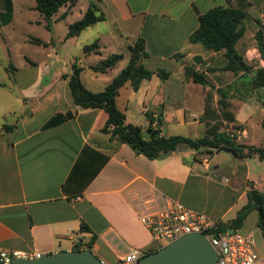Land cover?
<instances>
[{
	"label": "crops",
	"instance_id": "crops-1",
	"mask_svg": "<svg viewBox=\"0 0 264 264\" xmlns=\"http://www.w3.org/2000/svg\"><path fill=\"white\" fill-rule=\"evenodd\" d=\"M92 1L79 0L74 6L61 7L52 17L49 30L34 0H11L12 20L0 26V250L47 255L79 246L82 250L90 248L105 264H119L131 250L143 252L154 248L150 232L139 219L140 200L162 195L227 223L247 204L250 185L259 191L264 187V161L257 157L239 158L225 150L198 154L182 145L172 154L151 160L137 154L128 144L111 139L102 131L108 119L104 110L82 109L74 104L68 79L64 78L72 72L53 73L46 62H34L28 49L30 44L52 45L54 37L48 42L40 34L41 28L54 34L56 26L66 22L67 32L57 45L69 42L70 49L78 47L79 58L72 56L73 52L68 54L69 67H82V83L85 87L88 83L97 85L94 90L86 88L100 92L125 66L108 78L103 76L119 63L106 73H96L91 67L113 53L124 54L122 61L127 65L129 46L143 38L149 53L142 61L144 66L166 69L170 76L163 81L154 75L144 80L137 91L129 84L120 89L116 103L125 114L126 123L146 131L150 118L154 128L159 126L160 119L163 136L192 139L204 136L208 123H222L220 132L225 133L228 126H242L243 134L237 142L261 147L264 109L257 93L248 92L249 86L242 79L235 87L238 80L219 82L221 73L228 77L232 72H206L205 68L213 66L212 59L220 52L205 54L204 47L189 42L199 25L198 15L226 6L228 0H96L105 21L67 38L69 26L76 22L69 18L77 9L80 20ZM6 12V0H0V14ZM93 28L96 30L92 31ZM83 34H88L86 41L98 42V54H84L83 48L88 44L82 39ZM178 53L189 65L196 56L201 57L202 62L195 64V69L205 71L213 87L205 88L187 80L183 62L174 58ZM48 56L59 57L57 52ZM91 57L93 62H85ZM89 70L93 75L88 77ZM31 71L32 77L27 76ZM50 73L54 81L47 85L43 79ZM239 77L242 78L241 73ZM57 84L63 85L64 96L68 95L71 103L66 104L68 108H56L50 116L41 118L42 98ZM219 88L229 89L226 109L220 106ZM234 88L247 93L246 98L236 99ZM17 89L15 105L9 103L7 93ZM247 104L260 109L259 118L251 126V114L239 117L244 108L251 113ZM68 112L73 114L71 119L45 128L52 117ZM229 113L233 121L229 120ZM249 218L256 219L258 226V213L252 211L243 227ZM241 231L254 236L247 230ZM255 250L264 258L263 246Z\"/></svg>",
	"mask_w": 264,
	"mask_h": 264
},
{
	"label": "trees",
	"instance_id": "trees-1",
	"mask_svg": "<svg viewBox=\"0 0 264 264\" xmlns=\"http://www.w3.org/2000/svg\"><path fill=\"white\" fill-rule=\"evenodd\" d=\"M36 9L44 16L47 21V26L51 28V19L63 6H74L79 0H34ZM260 2V1H258ZM7 12L0 14V26L9 24L12 20V3L11 0H6ZM251 0H238L233 3L228 0L226 6H217L209 9L203 14L198 15L199 25L197 29L190 35L189 42L191 44H200L206 50L215 52H224L225 66L219 68H208L206 72L230 71L234 74L241 73L244 85L249 86V91L259 92V101L264 109V66H258L255 69L248 64L244 56L237 49V45L244 37L246 32L245 23L250 14L247 7L251 5ZM264 18V12H263ZM106 17L101 8L91 3L84 13L83 17L69 26L67 38L76 37L87 27L105 21ZM258 30L255 34L257 49L261 60L264 61V22L256 20ZM99 44L97 41L85 45L83 50L85 55L99 53ZM129 60L127 65L121 72L110 82L103 91L92 92L84 86L81 81V73L83 68L77 64L72 66V74L64 75L68 79L70 95L76 106L82 109H101L104 110L108 119L102 129L106 134H109L111 139L122 144H128L137 154L144 155L148 159L154 160L162 156L172 154L178 151L182 145H187L195 150L198 154H211L213 152L229 151L239 158H254L264 161V146L256 147L238 143L225 132H220L222 123L216 122L213 125L207 124V132L204 136L196 139L183 136L162 135L159 126L154 128L153 119L150 118V125L146 131L139 125L126 123L125 114L117 107L116 99L120 89L129 84L135 91L140 88L144 80H150L154 75H158L163 81L167 80L170 72L163 68L157 70L148 69L142 61L149 57L146 49V42L143 38H138L129 46ZM122 53H113L100 61L91 69L96 73H106L113 69L120 61L124 59ZM182 57L178 53L174 58ZM194 63L184 66V74L187 80H192L194 83L213 87L207 73L205 71H196L195 64L202 62L201 57L196 56ZM221 97L220 106L223 109L228 107L226 99L228 91L222 88L217 89ZM211 104V95L208 93L206 97V113L209 115ZM228 113V112H224ZM73 117L71 112L66 114H57L52 117L45 125V128H50L59 125ZM149 117V115H148ZM218 118V117H217ZM232 114L229 113V120L233 121ZM218 123V124H217ZM264 128V116L262 121ZM11 129L12 127H5ZM242 129V126L235 127ZM248 202L239 210L235 219L230 222H220L219 228L226 230L228 228L241 230L247 216L252 211L258 213V227L264 235V191H259L250 185L247 192ZM75 250H81L79 246ZM154 252V249L143 251V255Z\"/></svg>",
	"mask_w": 264,
	"mask_h": 264
},
{
	"label": "built area",
	"instance_id": "built-area-1",
	"mask_svg": "<svg viewBox=\"0 0 264 264\" xmlns=\"http://www.w3.org/2000/svg\"><path fill=\"white\" fill-rule=\"evenodd\" d=\"M233 130L229 135L238 140L243 131L236 128ZM140 203L139 219L151 234L154 251L185 235L198 233L203 234L216 250L218 260L214 264H264V258L255 250L254 236L250 233L241 230L230 233V228L221 230V221L162 195L153 194L144 201L140 200ZM41 256L43 255L38 252L0 250V264ZM143 256L142 252L131 250L121 258L119 264H137Z\"/></svg>",
	"mask_w": 264,
	"mask_h": 264
},
{
	"label": "rangeland",
	"instance_id": "rangeland-1",
	"mask_svg": "<svg viewBox=\"0 0 264 264\" xmlns=\"http://www.w3.org/2000/svg\"><path fill=\"white\" fill-rule=\"evenodd\" d=\"M258 1H260V2H258ZM92 3L97 4V1L93 0ZM251 3L252 4L249 7H247V10H248L250 16L245 23L246 32H245L244 37L238 43L237 49H238L239 53L244 56V58L248 62V64L251 65L255 69L258 66H264V61L261 60V58H260V54L258 52L257 43H256V39H255V34L258 30V24L256 23V20L259 19V20L264 22V18H263L264 0H251ZM79 17H80L79 11L76 9L74 12V16L71 19L69 18V20L71 22H75V21L79 20ZM55 29L56 30L54 32V34H55L54 35V34H50L48 29L45 30V32H43V30L41 28L40 34L44 38H46L48 42H50L52 36L54 37L53 44L47 45L45 47L40 46V45H36V44H30L28 47V49L30 51V56H31L32 60L36 63L46 62L47 66L51 67V70L53 71V73L55 71L61 72V70H68L71 73L72 67H71V64L69 67L70 56H68V54L73 52L72 56L75 57L78 55V58H79V56L81 55V52L78 49V47H75V48L73 47L72 49H70V46L72 44H70L69 42H67L66 44L61 43V44L57 45L58 42L61 41V38L63 41V38L67 32L66 22L61 21L60 24H58ZM95 30H96V28H93L92 31H95ZM87 35L88 34H83L82 39L85 40L84 41L85 44H91L93 41H86ZM20 45H22V42L20 43ZM209 51L210 50H206L205 54L209 53ZM50 52H52L53 54L55 52H57L59 57H57V58L49 57L48 54ZM103 54L105 55L106 52L104 51ZM93 60L94 59L91 57L88 60H86L85 62L90 63V62H93ZM176 60L178 62L184 61L182 58H179ZM212 60L213 61L211 62V64L213 66H208L205 68V70H207L210 67L211 68H219V69L223 68L225 66V62H226L225 57H224V52L218 53ZM14 61L17 63L18 58H15ZM183 64H184L183 66L189 65V64H186L185 62H183ZM124 66H126V62L120 61L119 64L116 66L115 70H113L112 72H109L108 75L103 76V77L108 78L109 75L116 73V71L119 72L120 69L123 68ZM1 71H2V69H1ZM32 72L33 71H31L29 74H27V76L32 77V75H33ZM219 72H224V71H219ZM88 74H87L88 77L93 75V73L90 70H89ZM221 75L223 76L221 79H219L220 80L219 82H221V83H225V82L233 80V79L236 81L238 80V82L236 84H234V87L241 83L240 79H242V78H240V77L238 78V75H240V73H236V74L232 73V74H229L228 77L224 76V74H222V73H221ZM53 76L54 75H52V73L47 74L46 78L43 79V82L46 83L47 85L52 84L54 81ZM213 77L215 78L217 76L213 75ZM236 78H238V79H236ZM32 81H34V80H32ZM242 83H243V80H242ZM88 84H86V87L88 89L94 90V89L98 88L97 85H91L90 83H88ZM205 88H209V87L205 86ZM234 90H235V95H233V96L236 99L242 100V99L246 98L247 93H241L236 88H234ZM228 91H229V89H228ZM18 96H19V90L18 89L17 90H9L7 93V100L9 101V103H14L15 105H17V97ZM248 96L252 97L251 94H248ZM259 97H260V95L257 94V99H259ZM68 102L71 103V98L68 95L64 96L63 85L57 84L53 88L51 93H48L44 98H42V104L39 107V109H41V111L39 112V115L41 116V118H44L45 116H50V114H52V112L56 108L61 107V108L66 109V108H68V107H66V104ZM33 104H34L33 101H30V105L32 106ZM247 105H249V107L251 109V113H248L246 111L247 109L244 108L242 113L239 115V117L244 118L247 114H251L253 116L252 120L249 123V125L251 126V124L256 122V120L259 118L260 109L259 108L255 109V107L252 106L253 104H247ZM135 109H137V108H135ZM36 115H38V113H36ZM189 119H192V118H189ZM225 130H226L227 134L234 132L233 128H230V126H228ZM252 131L256 132V129L253 128ZM222 155H224V153ZM222 155H221V157H222ZM260 191H264V187L261 188ZM241 230H247L248 232H252L254 234L255 247L261 248V246H263V248H264V235H263L262 231L259 229V227L256 225V219L249 218L245 227H243V229H241Z\"/></svg>",
	"mask_w": 264,
	"mask_h": 264
},
{
	"label": "water",
	"instance_id": "water-1",
	"mask_svg": "<svg viewBox=\"0 0 264 264\" xmlns=\"http://www.w3.org/2000/svg\"><path fill=\"white\" fill-rule=\"evenodd\" d=\"M235 230L231 229L230 233ZM218 254L203 234L185 235L168 246L144 255L137 264H214ZM11 264H105L88 249L61 251L36 259H16Z\"/></svg>",
	"mask_w": 264,
	"mask_h": 264
}]
</instances>
